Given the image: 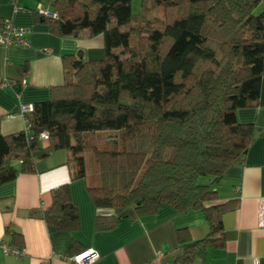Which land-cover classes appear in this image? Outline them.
<instances>
[{
  "label": "trees",
  "instance_id": "16d2710c",
  "mask_svg": "<svg viewBox=\"0 0 264 264\" xmlns=\"http://www.w3.org/2000/svg\"><path fill=\"white\" fill-rule=\"evenodd\" d=\"M50 4L59 15L44 17L54 32L103 34L105 55L63 56L65 82L25 113L31 131L0 132V184L36 171L39 157L63 148L72 179L87 178L89 149L97 228L113 227L130 207L140 216L163 203L201 210L210 231L193 239L188 227L177 229L178 264L205 260L212 246L225 244L224 213L240 205L219 187L259 133L237 110L257 105L261 94L264 7L256 9L264 0H141L136 13L132 0ZM51 196L28 214L58 229L78 228L70 182ZM8 231L22 248L24 235Z\"/></svg>",
  "mask_w": 264,
  "mask_h": 264
},
{
  "label": "crops",
  "instance_id": "0c3cea01",
  "mask_svg": "<svg viewBox=\"0 0 264 264\" xmlns=\"http://www.w3.org/2000/svg\"><path fill=\"white\" fill-rule=\"evenodd\" d=\"M50 1L0 0V21L11 18L31 28L29 46L0 44L3 134L24 129L22 102L34 104L49 99L53 87L65 82L63 56L99 59L105 55L103 34L54 32L50 20L36 9L39 2L55 9ZM237 114L240 121L254 122L259 128L245 159L228 168L219 187L224 199L239 198L240 205L224 213L225 244L212 246L205 260L190 264H264V77L258 104L240 107ZM69 155L68 149L54 150L36 160V171L21 172L0 184V241L12 242L8 228L22 233L25 239L20 254L6 253L0 244V264H73L72 256L88 248L97 252L91 264H178L183 243L177 229L188 227L193 239L209 233L201 210L180 212L169 203L144 216L130 207L113 227L97 228L99 210L88 189L91 158L86 155L88 177L72 179ZM65 182H70L72 198L79 208L78 228L58 229L28 214L32 208L49 205L51 189Z\"/></svg>",
  "mask_w": 264,
  "mask_h": 264
},
{
  "label": "built area",
  "instance_id": "2783aa9c",
  "mask_svg": "<svg viewBox=\"0 0 264 264\" xmlns=\"http://www.w3.org/2000/svg\"><path fill=\"white\" fill-rule=\"evenodd\" d=\"M36 9L42 16H49L55 18L59 15L56 9H51L49 6L42 2L38 3ZM30 34L31 28L29 26L17 24L13 22L11 18H4L2 21H0V44H3L5 46H29L31 44ZM33 109V103L22 102L20 104V111L24 116L26 112L32 111ZM31 128L32 125L30 121L26 118L24 130L26 132H30ZM47 136L48 134L46 132H42L40 134L41 138ZM0 244L2 245L6 253H22V248L9 240H1ZM96 256L97 252L93 248H88L72 256L73 264H91L95 260Z\"/></svg>",
  "mask_w": 264,
  "mask_h": 264
},
{
  "label": "rangeland",
  "instance_id": "374dc122",
  "mask_svg": "<svg viewBox=\"0 0 264 264\" xmlns=\"http://www.w3.org/2000/svg\"><path fill=\"white\" fill-rule=\"evenodd\" d=\"M264 7V5H259L258 7H257V9H256V11H259V10H261L262 8ZM132 9H133V12H139L140 10H141V0H132ZM153 13H155V11H153ZM101 134H99L98 136H100ZM104 138H100V139H98L97 141V143H99L100 145H101V147H106L107 146V144L106 143H104V141H102ZM113 146V145H112ZM85 154L86 155H88V157H90L91 158V152H90V150L88 149V150H86L85 151ZM89 167H90V165H89Z\"/></svg>",
  "mask_w": 264,
  "mask_h": 264
}]
</instances>
